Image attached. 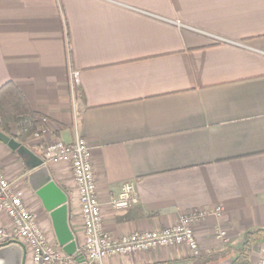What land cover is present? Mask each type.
<instances>
[{
	"label": "crops",
	"instance_id": "crops-1",
	"mask_svg": "<svg viewBox=\"0 0 264 264\" xmlns=\"http://www.w3.org/2000/svg\"><path fill=\"white\" fill-rule=\"evenodd\" d=\"M8 82L47 135L20 143L0 132V168L56 248L37 195L46 178L79 244L82 224L70 168L41 164V141L71 142L74 121L110 236L220 210L196 222L195 258L172 248L104 264H230L243 234L264 229V0H0V87ZM128 182L137 204L110 210ZM0 227L10 228L3 212Z\"/></svg>",
	"mask_w": 264,
	"mask_h": 264
},
{
	"label": "built area",
	"instance_id": "built-area-1",
	"mask_svg": "<svg viewBox=\"0 0 264 264\" xmlns=\"http://www.w3.org/2000/svg\"><path fill=\"white\" fill-rule=\"evenodd\" d=\"M46 123V122H45ZM71 142L57 138L41 141L43 165L63 164L70 168L76 200L79 206L83 241L73 256L51 245L44 236L35 214L24 204L21 189L12 186L10 178L0 168V212L10 221V228L0 227V248L18 244L25 252L24 264H104L105 259L147 253L158 249L185 248L191 257H197L200 248L195 235L196 222L214 213L184 214L166 228L136 232L120 238L110 236L103 226L102 210L98 200L92 165V150L85 139L77 133ZM54 134V133H53ZM52 134V136H53ZM47 135L35 133L31 138L41 139ZM137 193L133 182L121 186L120 192L107 202L112 211H122L137 204ZM216 238L226 242L225 233L217 232ZM250 264H264V244H257L250 254Z\"/></svg>",
	"mask_w": 264,
	"mask_h": 264
},
{
	"label": "trees",
	"instance_id": "trees-1",
	"mask_svg": "<svg viewBox=\"0 0 264 264\" xmlns=\"http://www.w3.org/2000/svg\"><path fill=\"white\" fill-rule=\"evenodd\" d=\"M46 118L35 113L21 91L12 83L0 87V132L9 135L11 129L20 143L26 142L35 133L46 130ZM264 244V229L243 234L240 247L230 264H250V254L257 244ZM210 261L207 259L202 263Z\"/></svg>",
	"mask_w": 264,
	"mask_h": 264
},
{
	"label": "water",
	"instance_id": "water-1",
	"mask_svg": "<svg viewBox=\"0 0 264 264\" xmlns=\"http://www.w3.org/2000/svg\"><path fill=\"white\" fill-rule=\"evenodd\" d=\"M0 142H8V138L1 133ZM40 163L42 164V162ZM42 184L44 185L37 195L41 198L45 210L49 212L57 244L65 255L73 256L77 248V241L68 224L70 209L66 203L67 199L49 178H46ZM25 257V250L18 244L0 248V264H24Z\"/></svg>",
	"mask_w": 264,
	"mask_h": 264
}]
</instances>
